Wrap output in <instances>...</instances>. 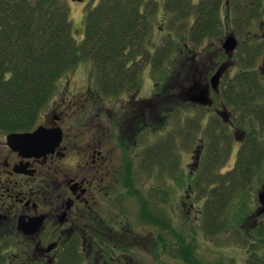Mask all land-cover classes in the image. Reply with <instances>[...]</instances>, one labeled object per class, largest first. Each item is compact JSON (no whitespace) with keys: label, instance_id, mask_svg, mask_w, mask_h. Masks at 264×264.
<instances>
[{"label":"flooded vegetation","instance_id":"obj_1","mask_svg":"<svg viewBox=\"0 0 264 264\" xmlns=\"http://www.w3.org/2000/svg\"><path fill=\"white\" fill-rule=\"evenodd\" d=\"M231 5L230 1L226 3L230 17ZM231 21L229 19L226 30L230 25L232 27ZM257 23V20L252 22L251 26L258 27V33L253 34L247 31L250 28H242L234 22L237 30L231 35L229 32L226 38L234 36L237 49L234 53L225 54L223 51L226 62L219 66L210 56L207 58L212 61L203 63L208 55L207 47H189L184 51L186 57L179 51L180 58L192 61L189 65L183 64L179 71V77H191L187 92L176 84L170 89L171 93L160 94L154 90L156 94L145 95L144 81L140 80L136 85L128 82L130 87L109 93L104 91L103 81L86 73V78L77 81L70 78L60 85L56 99L31 130L22 133L0 130V264L69 261L72 245L78 246V260L83 264H124L133 252V244L123 234L130 231L134 234L135 220L138 225H149L152 221L160 230H165L166 207L169 205L170 213L178 221L181 216L177 213L182 205L179 185L182 181L181 151L171 139L165 140L167 102L186 103L196 110L215 113L223 124L215 129L206 128V132L210 137L212 132L224 134L226 131V137H223L226 139V155L230 161L234 159V167L238 153L247 154L250 125L244 117L237 126L234 111L225 103L221 108L217 107V97L223 84L231 82L240 71L236 72V68L238 61L242 65L238 56L243 49L263 42L264 22ZM140 60L144 61L143 58ZM143 63L144 75V66H151L149 60ZM205 65H210L208 75L214 72L200 83L197 77ZM256 66L264 75V56L257 59ZM222 67L226 70L223 69L219 89L215 91L211 87V78ZM230 75L234 76L228 77ZM155 88H161L160 84ZM201 89L210 91L212 106L189 101ZM166 93H169V99ZM179 111L181 109L175 117ZM40 127L50 135L40 151L26 152L10 145L11 135L31 134ZM230 130L239 145L236 158L231 155L232 151L230 153ZM56 134L60 139L51 149ZM211 144L208 147L201 145L196 152L192 165L195 172L201 168L202 153L203 162L210 157V151L214 153ZM261 178L259 171L254 180L264 191ZM151 200L158 219L149 216ZM263 219L264 214H258L255 228L264 225ZM120 236L127 241L128 244L124 245L130 251L119 244ZM138 236L141 244L143 239H149V236ZM159 245L161 250L156 253L162 255L165 238L160 235ZM121 252L127 254L121 255L124 254ZM117 255H121V260H116Z\"/></svg>","mask_w":264,"mask_h":264},{"label":"trees","instance_id":"obj_2","mask_svg":"<svg viewBox=\"0 0 264 264\" xmlns=\"http://www.w3.org/2000/svg\"><path fill=\"white\" fill-rule=\"evenodd\" d=\"M229 1L235 23L241 27L250 28L256 20L264 22V0H198L197 3L194 0H101L86 15L83 40L77 41L65 0H0V130L10 133L31 130L57 95L63 78H72L84 62L93 64L89 76L103 81L105 92L128 88L131 86L128 82L136 85L142 72L140 58L149 60L147 41L151 20L160 3L165 8L164 15L171 17L174 25H189L190 18L195 17L193 25L188 27L187 38L192 45L202 46L205 40L224 34L222 12ZM172 48V44H166L153 62L162 63L172 54ZM262 53L264 40L247 47L244 59L241 57L245 66L231 82L224 84L217 97L234 111L237 126L244 117L250 125L246 156L239 152L235 166L222 175L219 171L226 168L230 158L222 157L226 148L213 141L214 153L210 151L203 164L207 180L201 182L199 176L190 175L195 179V188L211 187L203 188V193L208 196L204 204L205 227L213 237L226 229L228 207L233 201L240 203L245 188L255 182L259 168H264V75L256 66ZM184 62L189 65L192 61ZM211 136L218 140L226 137V133L215 131ZM261 179L263 183V173ZM237 195L241 197L239 201ZM170 220L167 216L166 225L171 230ZM254 229L236 234L244 241L256 238L264 241V225ZM251 246L258 248L253 242ZM78 251V246L72 245L70 260L57 264H78ZM175 257H180L184 264H201L193 258V251L185 241L182 252ZM263 260L261 257L259 262L264 264Z\"/></svg>","mask_w":264,"mask_h":264},{"label":"rangeland","instance_id":"obj_3","mask_svg":"<svg viewBox=\"0 0 264 264\" xmlns=\"http://www.w3.org/2000/svg\"><path fill=\"white\" fill-rule=\"evenodd\" d=\"M100 1L101 0H83V2H81L74 0H65L69 8L70 20L73 25L74 33H76L75 38L77 39V41L83 40L86 15L89 11L96 8L99 5ZM197 2L198 0H194V3ZM159 7L160 9L156 11L151 20L152 30L147 41V52L150 56L148 64L151 67L146 68V66H144V75L141 72L138 81H144V89L146 91L145 95L156 94L155 91L159 92L160 94L165 91H170L171 93L172 88L176 87V84L182 87L184 92H187L190 89L189 81L191 80V77H179L180 68L183 64H185L184 61L186 60L180 58L179 51L183 52V56L186 57L187 54L184 51L189 47H196L192 45L189 41V38H187L189 35L188 27L190 28L191 24L193 25L195 17L193 16V18H190L191 24L189 25H184L182 23L174 25L171 17L169 18L168 16L164 15L165 8L162 3H160ZM228 10L229 9H227L226 7V10H223L222 12L225 28L224 34L221 35L222 37L217 39H207L201 44L202 47H207L209 50H207L208 55L206 56V59H204L203 63L206 62V64H208V61H212L210 60V58H207L209 56L216 60L217 66L221 65V63L223 62H226V58L222 57V43H224L223 41L225 40L226 35L229 32L230 33L228 35H231L237 30L236 24L234 25V13H232L230 17ZM227 17H230V21L232 19V27L230 25V28L226 30V28L229 27V19ZM259 23L260 22L258 21L257 25ZM257 29L258 27L251 26L247 31L252 32L253 34H257ZM240 36L242 38H245L244 34H240ZM168 43L172 44L173 46L172 54H169L168 57L162 61L163 64L154 63L153 61L155 57H157V55L159 54L158 51L164 48V46ZM244 53L245 49H243V52L238 56V60L240 59L241 61V57H244ZM263 56L264 53L259 55L258 60ZM143 62L146 61L139 60L138 63L143 66ZM153 64H155V66ZM205 66H202L200 68L202 71L197 77L200 83H204L205 78L209 74L208 70L210 68V65ZM244 66L245 65L243 64L240 66V63L238 61L236 72L241 70ZM78 68H81V70L79 69L80 71H74L75 73L71 75L72 79H74L75 81L86 78V73H88V75H90V73H93V64L90 61L79 64ZM83 69L84 71H82ZM85 69L87 70V72ZM213 72L214 71H212L211 74ZM211 74L208 75V78H210ZM233 76L234 75H230L228 77ZM200 77H202V81ZM65 79L63 78L60 84L64 83L66 81ZM156 84H160L161 88H158L156 90ZM166 95L169 99V93H166ZM56 97L57 95H55L50 100L49 104H47V106L44 108V112L49 109ZM222 104L223 102L219 98H217V107L221 108ZM180 105L175 101H171V103L169 104L167 102L165 125L167 137L165 140H167L168 142V139H171V142L173 144L179 145L181 151L180 163L182 168V181L179 183V185L181 188L180 196L182 205L180 204V212L177 213V216L180 215L181 217L177 221L176 216L170 213L171 207L167 205V216L172 220H170L169 222L173 226L171 230L167 228L168 226L166 225V222L165 225L163 224L165 226V230H160L157 224H152V221L149 225H138L135 220V227L133 228L134 234L132 235L131 231L129 233L123 234L127 236L129 238V241H132L131 244H133L131 248L133 252L131 251V256H128L124 264H184L180 257L173 258V256H176L180 252H182L184 241L187 245H189L190 251H193V258H195L196 261L201 264H254V261L256 264H261L259 262V259H261V257L264 259V241L258 240V238L254 240L244 241L243 239H240L239 235L236 234V232L239 231L241 234H244L245 232L247 233L250 230L252 232L255 230V224L257 223L258 219L257 212L261 208V205L258 203L257 196L259 193H263L261 192V190L263 191L262 185L259 182H254L250 187H248V189L246 187L243 193L244 197L241 200L242 204H240L241 201L240 203L233 201L227 209L226 229H224L220 234L214 237L209 235V232L205 227L204 218V204L205 199L208 196L203 193V188H205V190H208L211 189V187H204L202 185L200 187V185H198L197 188H195V179H191L190 175L192 177H196V175H198L199 181L201 182L207 180L205 178L206 173H204L203 171L204 152L202 153V164L200 165L201 170L199 169L198 172H195L194 169H192V165L195 163L194 157L196 156V152L201 148L200 146L203 144L204 146L208 147L212 143L211 147H213V150H215L216 145L213 144V141L218 142V144L222 143L226 148V142H223V138L214 140L208 137L209 133L206 132V128L213 127L215 129L218 126L221 127L223 122L217 117L215 113H211V111L209 112L207 110L205 111L200 109L196 110L195 107H189L186 103H182ZM178 109H181V111H179L177 117H175ZM216 132L219 133V131ZM230 133L232 138L231 155L236 158V152L239 149V145L237 144V140L235 139L232 130H230ZM176 138L177 141L175 143ZM220 140H222V142ZM222 157H226V154ZM227 164L228 165H226V168L219 171L220 174L225 175L227 171L232 169L234 159H231V161L229 160ZM263 169L261 166L260 172L263 173L264 177V172H262ZM213 186L215 188V185ZM236 198L238 199V201L241 199L239 195H237ZM172 200L173 197H171V203ZM150 208L151 209L148 210L149 216L152 218L156 217V213L154 212L155 204L152 200ZM258 223H260V220H258ZM140 234L149 236V239H146V241L143 239L142 244L139 243L140 240L137 239L139 237L138 235ZM159 235L165 238V247L163 246L164 253L162 252V255L156 253L161 250V247L159 245ZM122 238L123 236L119 237V244L123 245L124 250L127 249L128 251H130L128 247L124 245L128 244L127 241ZM157 241L158 243L156 244L155 242ZM252 242L258 248L252 247ZM253 250H256L257 253L253 252ZM121 253H124L121 255L127 254L125 252ZM121 255H117L116 260H121ZM78 264H83V262H78Z\"/></svg>","mask_w":264,"mask_h":264},{"label":"water","instance_id":"obj_4","mask_svg":"<svg viewBox=\"0 0 264 264\" xmlns=\"http://www.w3.org/2000/svg\"><path fill=\"white\" fill-rule=\"evenodd\" d=\"M74 1H81L83 0H74ZM238 43L237 39L234 36H229L225 39L223 43V49L226 53H233L237 49ZM226 68H221L211 79V87L215 90L218 91V87L220 84V80L224 74V70ZM190 102L192 103H197L201 106H212L213 101L211 100L210 97V91L207 89H201L198 90L192 97L189 99ZM43 128H39L37 131L34 133H25V134H13L9 137L10 145L17 147L21 149L22 151L26 152H35V151H40L42 144H45L46 141H48L50 138L48 136V133H46ZM56 139L55 142H52L51 149L57 145L59 141V137L56 134ZM258 201L261 205V210L259 211V215L264 214V191L261 193L258 197Z\"/></svg>","mask_w":264,"mask_h":264},{"label":"bare ground","instance_id":"obj_5","mask_svg":"<svg viewBox=\"0 0 264 264\" xmlns=\"http://www.w3.org/2000/svg\"><path fill=\"white\" fill-rule=\"evenodd\" d=\"M225 39H226V38H225ZM224 41H225V40H224ZM224 41H223V42H224ZM222 50L224 51V49H223V43H222ZM224 53L226 54L225 51H224ZM233 53H234V52H233ZM222 68H223V67H222ZM219 70H220V69H219ZM219 70H218V71H219ZM218 71H217V72H218ZM217 72H216V73H217ZM216 73H215V74H216ZM215 74H214V75H215ZM214 75H213V76H214ZM213 76H212V77H213ZM211 79H212V78H211ZM221 79H222V78H221ZM220 82H221V80H220ZM219 86H220V84H219ZM223 87H224V84H223ZM218 89H219V87H218ZM222 89H223V88H222ZM211 100H212V99H211ZM212 101H213V100H212Z\"/></svg>","mask_w":264,"mask_h":264}]
</instances>
